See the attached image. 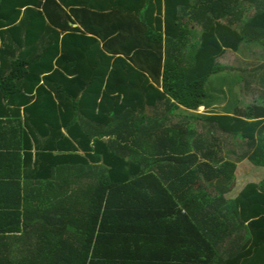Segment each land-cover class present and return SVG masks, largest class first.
I'll use <instances>...</instances> for the list:
<instances>
[{
	"label": "trees",
	"instance_id": "obj_1",
	"mask_svg": "<svg viewBox=\"0 0 264 264\" xmlns=\"http://www.w3.org/2000/svg\"><path fill=\"white\" fill-rule=\"evenodd\" d=\"M0 138V264H264V0H0Z\"/></svg>",
	"mask_w": 264,
	"mask_h": 264
},
{
	"label": "rangeland",
	"instance_id": "obj_2",
	"mask_svg": "<svg viewBox=\"0 0 264 264\" xmlns=\"http://www.w3.org/2000/svg\"><path fill=\"white\" fill-rule=\"evenodd\" d=\"M255 47H256V44H254V43L248 44V49L249 50H252ZM246 54H247V51H245V52L244 51H241V52H233L231 50H226V52L223 55H221L220 57H218V60H219L220 63L225 64V65H230V66L235 67V68H238V67L240 68L241 67V68H245L246 70H249V66L255 64L256 61L254 62V60H251L250 57H248V55H246ZM240 72L245 77H247L248 74H249V71H246V72L245 71L244 72L243 71H240ZM221 75H226V76H219V74H215V75H212L210 77V81L209 82L212 84V86L214 88L216 87L215 86V82L217 80H219V77H224V78L225 77L226 78L227 77H233L231 74H228L227 75V72H223V73H221ZM209 84L206 86L207 92H209L211 90L209 88L210 87ZM240 86H241V82L239 83V85L237 84V87L236 88H237V90L239 92V97L242 100V104H244L246 102L247 103L251 102L252 99L254 98L253 95H254L255 92L258 91L257 90L258 88L256 86H253L252 85L251 87L247 88V90H246V88L240 87ZM205 110L206 109H204L203 107H201V108H198L196 110V112H204ZM224 142H225V144L222 145V148H223L222 149V153L227 149L229 143H231V139L227 137ZM238 150H239L238 152L241 153L240 147H239ZM253 168H257L258 169V170L256 169L257 170L256 177L262 176V174H264V168L263 167L254 166L247 159H243L240 163H238V167H237V170H236V174H237L238 179L240 180L242 178V180H245V181L248 180V179H251L250 176H248L247 173H245V172H249V170L252 171ZM253 176H255V175H253ZM249 181H251V180H249ZM236 187L239 188V184L236 185L234 187V189L230 193H228V194L229 195H233L235 193Z\"/></svg>",
	"mask_w": 264,
	"mask_h": 264
},
{
	"label": "crops",
	"instance_id": "obj_3",
	"mask_svg": "<svg viewBox=\"0 0 264 264\" xmlns=\"http://www.w3.org/2000/svg\"><path fill=\"white\" fill-rule=\"evenodd\" d=\"M201 107H203V106H201ZM9 137H11V136H7L6 138H4V140L5 139L8 140ZM2 141L3 140H1V138H0V144L2 143ZM2 147H3V144L0 145V151H1V153H0V191H2L6 187L9 190V185L7 184V186H6V182L5 181H14V182H16L17 180H19V181L23 182L21 180L22 178L17 176V173H18L17 168H14L15 166L13 164L10 165L9 159L6 158L4 155H1L2 153H7V149L6 148L2 149ZM256 169L257 168H253L252 171L249 170V172H245V173H247L248 176H250L251 180L258 179L259 177H261V176L256 177V175H257L256 172L258 170V169L257 170ZM253 175H255V176H253ZM11 185H13V184L11 183ZM239 188L236 187L235 192H237V190Z\"/></svg>",
	"mask_w": 264,
	"mask_h": 264
},
{
	"label": "water",
	"instance_id": "obj_4",
	"mask_svg": "<svg viewBox=\"0 0 264 264\" xmlns=\"http://www.w3.org/2000/svg\"><path fill=\"white\" fill-rule=\"evenodd\" d=\"M72 25H73V26H75V25H76V23H72Z\"/></svg>",
	"mask_w": 264,
	"mask_h": 264
}]
</instances>
